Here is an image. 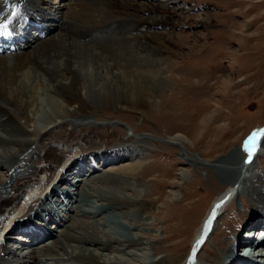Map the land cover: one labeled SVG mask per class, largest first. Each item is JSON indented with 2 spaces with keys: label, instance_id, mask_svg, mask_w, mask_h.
I'll return each instance as SVG.
<instances>
[{
  "label": "bare ground",
  "instance_id": "bare-ground-1",
  "mask_svg": "<svg viewBox=\"0 0 264 264\" xmlns=\"http://www.w3.org/2000/svg\"><path fill=\"white\" fill-rule=\"evenodd\" d=\"M169 6L153 0H70L57 7L41 0H0V23L8 24L16 41L10 45L8 37H0L9 44L0 50V264H206L200 253L236 196L250 208V221L216 243L215 258H205L207 264L264 263L262 250L254 256L264 247V180L257 169L264 136L250 161L248 152L236 151L207 160L190 152L188 138H170L181 147L182 162L214 170L228 184L184 260L174 243H163L180 237V215L164 212L182 208L188 176L181 177L183 183L161 184L171 189L167 201V190L156 191V180L144 177L152 172L142 154L130 150L158 139L130 134L132 143L122 147L83 146L93 138L77 127L98 126L89 131L104 139L94 120L101 111L163 112L158 90L173 82L158 54L166 41L154 29L190 12L171 13ZM150 10L167 14H143ZM65 125L72 131H60ZM108 125L115 126H102ZM124 158L131 162L111 166Z\"/></svg>",
  "mask_w": 264,
  "mask_h": 264
},
{
  "label": "rangeland",
  "instance_id": "rangeland-1",
  "mask_svg": "<svg viewBox=\"0 0 264 264\" xmlns=\"http://www.w3.org/2000/svg\"><path fill=\"white\" fill-rule=\"evenodd\" d=\"M41 1L55 7L60 3H70V0ZM135 1L141 3L147 0ZM153 1L163 5L170 3L171 13L180 8L185 12L190 11L187 17L175 16L173 24H160L154 29L166 41L158 54L166 59L165 75L173 82L169 88L158 90L157 100L163 112L101 111L94 119L96 125H101V132L105 136L101 141L97 132L89 131H98V126L77 128L80 135L91 133L93 141L83 145L90 148L103 143L109 148L122 147L121 144L132 143V139L128 138L130 134L140 137L143 133L154 135L158 139L155 142L146 147L130 145V150H138L142 154L147 170L152 172V176L147 173L144 177L156 180V191L162 193L167 190L163 196L167 201L171 189L161 184L183 183L181 177L184 174L188 176L180 197L183 209L164 212L167 216L180 215V237L163 243L168 246L174 243L173 251L184 260L214 201L226 191L228 184L214 170H197L182 162L179 155L181 147L173 145L170 138L176 135L188 138L187 146L192 149L190 152L207 160L224 158L235 151L246 156V140L264 128V0ZM143 14L167 13L150 10ZM203 20L209 22L207 26L203 25ZM226 81L229 83H224ZM108 122L115 126H102ZM67 130L72 131V126L60 128L63 132ZM260 156L257 169L264 180V149ZM125 159L111 166H126L131 161ZM243 199L248 204L252 201L250 195H245ZM249 211L250 208H245L236 196L221 216L206 249L200 253L204 263H208L205 258H215L216 243L226 241L232 232L241 231V226L248 224ZM49 227L58 231L54 222ZM261 250L264 252V247L258 248L254 255L257 259Z\"/></svg>",
  "mask_w": 264,
  "mask_h": 264
},
{
  "label": "snow or ice",
  "instance_id": "snow-or-ice-1",
  "mask_svg": "<svg viewBox=\"0 0 264 264\" xmlns=\"http://www.w3.org/2000/svg\"><path fill=\"white\" fill-rule=\"evenodd\" d=\"M17 7L15 5L12 6L11 15L15 16L17 14ZM8 24L0 23V35H8ZM264 136V130H259L258 132H254L245 142L244 148L248 152V160H251L252 153L256 149L257 141Z\"/></svg>",
  "mask_w": 264,
  "mask_h": 264
}]
</instances>
